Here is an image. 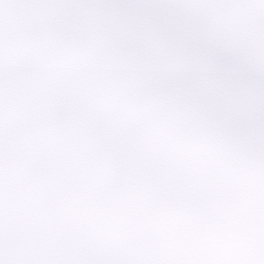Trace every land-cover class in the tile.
<instances>
[{
	"label": "clouds",
	"instance_id": "1",
	"mask_svg": "<svg viewBox=\"0 0 264 264\" xmlns=\"http://www.w3.org/2000/svg\"><path fill=\"white\" fill-rule=\"evenodd\" d=\"M0 264H264V0H0Z\"/></svg>",
	"mask_w": 264,
	"mask_h": 264
}]
</instances>
